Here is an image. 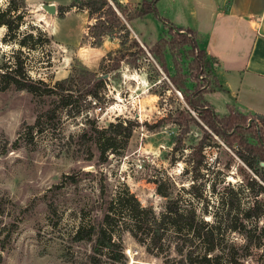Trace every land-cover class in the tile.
I'll use <instances>...</instances> for the list:
<instances>
[{
  "label": "rangeland",
  "instance_id": "obj_1",
  "mask_svg": "<svg viewBox=\"0 0 264 264\" xmlns=\"http://www.w3.org/2000/svg\"><path fill=\"white\" fill-rule=\"evenodd\" d=\"M45 4L56 5L57 11L50 13ZM81 5L74 7L73 0H0V20L11 21V26L0 24V78L19 63L26 75L49 86L75 69L79 75L83 67L105 79L103 86L95 85L96 96L82 93L76 81L69 106L57 94L41 95L14 84L0 89V264H95L91 242L74 241L72 231L83 218L102 219L101 192L109 199L126 189L158 216L169 200L194 211L214 227L224 257L235 254L239 264H264L263 158L237 144L231 148L211 133L197 164L195 150L204 131L194 121L177 118L180 111L197 114L185 101L184 89L165 73L160 55H165L170 75L182 73L190 90L195 86L191 47L173 41L153 13L132 22L152 37L165 35L156 43L158 53H151L155 44L143 46L135 38L115 1L111 5L124 26L100 37L95 26L99 13L90 14ZM113 38L119 45L108 57ZM122 55L120 68L111 69ZM207 61L204 76L213 83L208 55ZM51 109L55 113L49 117ZM248 116L261 124L259 115ZM120 119L134 123L133 134L127 142L117 138L102 155L98 131ZM243 135L257 143L253 132ZM66 174L74 180L62 184ZM51 201L57 204L56 214L49 211ZM120 234L123 254L115 252L120 261L103 255L101 264H181L175 250L180 236L172 228L156 249L128 230Z\"/></svg>",
  "mask_w": 264,
  "mask_h": 264
},
{
  "label": "trees",
  "instance_id": "obj_2",
  "mask_svg": "<svg viewBox=\"0 0 264 264\" xmlns=\"http://www.w3.org/2000/svg\"><path fill=\"white\" fill-rule=\"evenodd\" d=\"M115 2L127 20H133L150 12L155 13L168 27V33L171 34L173 41L191 47L190 51L193 57L191 61L192 76L195 78V86L190 90L186 88L181 80L183 77L182 73L170 75L164 54L160 55V60L162 68L170 77L172 83L179 89H184V98L187 104L209 128L208 130L201 124L197 117L186 115L185 111H180L177 115V118H182L181 120L186 122V124L194 121L204 131V136L195 150L194 161L197 164L202 162L204 156L202 150L206 139L212 137L211 133L222 137L229 147L232 148L237 144L245 150L258 154L264 160V116L259 115L261 120V124H259L254 117L241 114L230 106V113L220 117L213 105L204 99V94L212 89V82L209 76H204L205 68L208 65L207 52L204 48L200 47L197 40V32L189 27L177 26L169 19L161 16L157 8L158 0H144L139 7L130 11L126 9L125 6L127 5H122L117 0ZM81 6H86L90 14L99 13L95 26L97 35L100 37L110 33L117 26H124L118 12L114 10V7L108 0H84ZM0 24L11 26V21L5 18L0 20ZM159 46L160 44H155L154 48L150 49V52L155 51L158 53ZM112 55V51H109L107 54L108 57ZM122 61H124L123 55L117 57L116 63L111 69L118 70ZM76 81L79 82L82 93L95 96L98 95L97 89H94L95 85L103 86L105 83V79L97 78L95 72L83 67L79 75L75 69V72L69 77L57 81L54 86L44 83L39 84L38 81L26 75L22 65L18 63V66H9L1 73L0 89L3 90L9 85L14 84L18 89H26L41 95L57 94L60 97L61 104L69 106L72 104V90H74ZM47 113L49 117H52L55 110L51 109ZM249 119H252V121H249ZM133 125L134 123L131 120L120 119L117 122H111L106 129L98 131L99 134H102V137H97L101 154L104 155L113 149L114 141L119 137H122L124 142H127L133 134ZM244 132H253L257 143L253 144L249 142L243 135ZM249 164L252 163L249 161ZM73 178V175L66 174L63 177L62 184H66L68 180H74ZM158 190L161 193L164 192L161 189ZM163 195L167 196L165 193ZM104 196H106L105 193L101 192L100 198L104 203L103 207H105L102 219L88 222L83 218L79 221L75 230L72 231V239L74 241L91 242L92 253L90 257L95 264H101L103 255L108 256L113 261H120V256L123 254V241L120 237L121 230H128L138 241L148 243L150 248L156 249L161 247L167 230L170 228L180 236L175 244V250L181 256L179 263L239 264V261L235 258V254H230L226 258L220 253L218 250L219 241L217 233L212 225L200 220L194 211H184L173 200L168 201L165 212L161 216H158L152 208L143 206L136 194L129 189L119 191V193L109 199H106ZM56 206L57 204L53 201L48 203L49 211L52 214H56ZM117 251L121 253L120 256L115 255Z\"/></svg>",
  "mask_w": 264,
  "mask_h": 264
},
{
  "label": "crops",
  "instance_id": "obj_3",
  "mask_svg": "<svg viewBox=\"0 0 264 264\" xmlns=\"http://www.w3.org/2000/svg\"><path fill=\"white\" fill-rule=\"evenodd\" d=\"M117 1L140 6L144 0ZM157 8L175 25L197 32L199 45L212 60L213 87L204 99L216 113L226 116L232 106L241 114L264 116V0H158ZM152 14L130 20L143 46L151 47L165 37H152L149 31L143 32L145 28L137 31L133 26L132 22ZM110 44V51L118 48V39Z\"/></svg>",
  "mask_w": 264,
  "mask_h": 264
},
{
  "label": "water",
  "instance_id": "obj_4",
  "mask_svg": "<svg viewBox=\"0 0 264 264\" xmlns=\"http://www.w3.org/2000/svg\"><path fill=\"white\" fill-rule=\"evenodd\" d=\"M44 8L50 13H55L57 11L56 5L54 4H45Z\"/></svg>",
  "mask_w": 264,
  "mask_h": 264
},
{
  "label": "built area",
  "instance_id": "obj_5",
  "mask_svg": "<svg viewBox=\"0 0 264 264\" xmlns=\"http://www.w3.org/2000/svg\"><path fill=\"white\" fill-rule=\"evenodd\" d=\"M83 1H84V0H73V2H74V7H77V5H78V4H81ZM108 1H109L110 4L114 5V1H115V0H108ZM115 8H116V7H115ZM178 93H179L180 95H182L180 91H178Z\"/></svg>",
  "mask_w": 264,
  "mask_h": 264
}]
</instances>
